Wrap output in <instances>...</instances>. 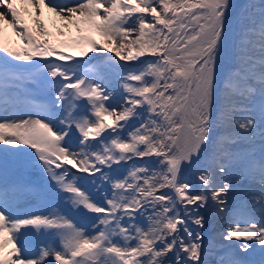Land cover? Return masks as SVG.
Here are the masks:
<instances>
[{"label":"snow or ice","instance_id":"obj_1","mask_svg":"<svg viewBox=\"0 0 264 264\" xmlns=\"http://www.w3.org/2000/svg\"><path fill=\"white\" fill-rule=\"evenodd\" d=\"M228 7L229 0H0V144L34 149L73 208L102 214L93 218L90 232L55 212L22 217L11 204L19 189L9 179V160L21 152L0 149V264H52L46 259L50 256L55 264H200L203 236L197 229L204 227V217L199 210L209 199L224 205L221 196L230 189L228 183L216 186L212 166L217 174L238 169L243 179L259 186L253 202L264 207V3L259 22L251 18L241 31L235 67L221 71L218 56ZM45 9L60 22L55 27L53 21L55 31L42 19ZM8 29L18 48L5 42ZM249 46L260 55H251ZM73 52L79 57L115 53L126 62L146 53L155 59L133 70L106 58L126 73V106L117 112L116 105L104 103L110 93L96 78L103 79L99 66L76 74L49 59L75 61ZM75 63L83 67L88 62ZM41 67L56 86L53 105L60 101L63 108L65 101L83 97L88 102L83 113L66 109L54 123L47 106L20 94L25 73ZM218 87L222 102L213 121ZM132 116L141 117L138 126L129 124ZM76 130L78 145L70 135ZM209 145L210 166L200 173L202 187L196 192L180 179L181 168L198 161ZM147 156L160 158L159 171L134 166L122 177L103 170ZM72 169L88 175L77 176ZM105 182L111 183L112 194L105 193L101 203L88 185ZM25 226L56 229L62 249L44 247L30 258L18 235ZM223 238L240 241L239 249L248 252L249 241L264 246V223L234 218ZM260 252L256 261L222 255L217 264H264V247Z\"/></svg>","mask_w":264,"mask_h":264},{"label":"rangeland","instance_id":"obj_2","mask_svg":"<svg viewBox=\"0 0 264 264\" xmlns=\"http://www.w3.org/2000/svg\"><path fill=\"white\" fill-rule=\"evenodd\" d=\"M232 1H234V0H229V3H231ZM175 2H176V0H173V3H175ZM262 3H264V0H246L245 4L241 7L240 11L235 15V17L232 19V21L228 24V26L225 30L226 39L224 41V45L220 48V51H219L218 63L220 62L221 64H223L225 62V58L230 57V61L232 62V64L228 65L227 67H225V66L223 68L220 67L222 69L221 71L226 70V69L231 68V67H235L234 60H235V56H236L237 41L240 38L241 31L243 28L249 26V20L251 18H254L257 21V23L259 22L260 5ZM230 6L231 5H229V7L226 11V15L230 11ZM30 10L31 9H29V11ZM44 14H43L42 18H44L43 20L46 21L45 24H48V26H51V25H53L52 24L53 21H55V24H56L55 27L60 26V22H59L58 18H56L52 13H49L47 11V12H44ZM47 15H48V17H47ZM51 15L54 18H52ZM148 21L151 22L150 17L148 18ZM55 27L54 28L49 27V29L51 31H53V30L55 31ZM157 27H159V26H157ZM137 28H138V26H137ZM96 38L98 41H102V38H100L99 36H97ZM133 38H134V36H133ZM148 38H149L148 36L145 37V39H148ZM61 39H63V38H61ZM253 40L255 41L256 37H253ZM249 50H250V54L253 56H259L260 55L258 50L251 48V46H249ZM146 55L148 58L146 57ZM146 55L143 56V58L139 57L137 60L127 61V62L126 61H120L119 57H115V53H89V56H87V57H79V56H75V57L80 59V60L89 61L92 64H94L95 66H99L98 69L102 72V76L103 75H109L110 76V79L108 81H104L103 79L99 80V77H96V78L98 79V82L101 83V87L104 88L106 86V91L108 93H110L109 99L104 102L105 105L107 106L109 104H114V105H116V111L120 112L126 106L124 104L123 98L128 95V93H126L123 89V83H124L123 77L126 75V73H125V71L121 70V68L118 65L109 64L107 62L106 58L107 57H113L115 61L119 62V65H127L129 68L133 69L132 68L134 66L133 63L139 62L140 59H143V64H142L141 68L145 67L146 62L155 59V57H153L149 54H146ZM90 57L92 59H90ZM133 70H135V69H133ZM88 78H90V79L93 78V74H89ZM129 83L137 84L138 82L129 81ZM221 102H222V94H221V91L218 87L217 91H216L213 107H212L213 121H215L216 109L220 105ZM88 111L89 112L91 111L90 107L88 108ZM83 112L73 113V114L78 115V114H81ZM137 112L143 114L144 110H143V108L138 107ZM59 117L63 118L62 115H59ZM55 118L56 117L53 118L54 123H56ZM144 118L147 119V116L145 115ZM140 121H141L140 116H132L129 118V124L130 125L138 126ZM106 123H111V118H107ZM120 123H124V122L121 121ZM128 130L131 131V128L129 127ZM218 130L219 129H214V131H218ZM70 134L73 136L74 144L78 145V140L76 138L80 136L79 131L76 130L74 135L72 133H70ZM90 142L93 144L95 143V141H91V140H90ZM0 145H2V144H0ZM78 150H79V148L77 147V151ZM146 158H148V159H144L143 161H140V162L130 161L128 163V166L124 170H117L113 174L118 173L122 177L127 176L129 171H131L134 166H136V167H147L150 171H153V170L159 171L160 170V167H161L159 164L160 158H158L156 156H147ZM203 163H206V162H203ZM196 168L202 169L203 167L202 166H200V167L196 166ZM183 181L188 182L196 192L200 191V189L197 186L200 183V182H198L199 180L193 181V180H186L185 179ZM218 182L220 183L219 186L222 183H228L230 185L229 191L226 194L222 195V198H221V199L226 201V203L224 205H220V207H223L225 210L223 212L217 211L214 215H211V211H206L203 208H201L199 210L200 214L204 217V226L205 225L215 226L217 223H220V221H222L223 219H227V223L222 225V230H220V233H219V231L217 232V229H218L217 226H215L216 228H212L214 230H211V234H212L211 239L208 240L207 243L208 244L213 243V241H214L216 243L215 248L205 246V242L204 241L202 242L203 248L201 250V253L203 254V251H205V250L207 252H210L209 253V258H210L209 261H211L213 263L216 261L215 264H217V260H219L221 255H222V254H220V255L216 254L217 251H221V250L225 249V247L226 248H237V249H239L238 245L240 244V241H238V240L227 241L223 238V235L226 233V231L228 229L229 223H231L234 218H240L239 216H241V214L243 212H246L249 215L253 216V218H254L253 220H255L257 223H264V209L261 210L260 208L257 207V205H259V204H255L253 202V197H259V195H260L258 185L254 184L248 180L243 179L240 176L238 169H236V168L230 169L226 174H218ZM91 187L94 188V190H91V191L95 194L96 199L99 200L101 203L104 202L103 197H104L105 193L108 194L109 198L111 197L112 190H107V188H106V187H112L111 183L105 182L102 185H100L98 183L97 186L91 185ZM99 191L101 193H98ZM141 211H143V210H141ZM61 217L63 220H67L73 224L71 217L69 215H67L66 213L61 214ZM138 222H140L141 226H143V227L147 226L146 222L143 221V218H141L139 216H138ZM94 223H96L95 220L89 226H86V227H77L76 226V227L77 228H84L85 230L90 232V231H92V226ZM197 230L200 231L203 235L202 229H197ZM52 236H54V235H52ZM57 239H60L59 242H60L61 248L57 247L56 244L53 243V241H50L49 245H51L53 247L55 246V248L57 247V249H62L61 238L59 236L53 238V240H57ZM248 243L252 244V248H250L248 250V252H245V253L255 254V253L259 252V249H261V247H264V246H260V245L256 244L253 241H249ZM217 244H219V245H217ZM18 247H19V245H18ZM241 253H244V252L241 251ZM202 254H201V259L204 258V256H202ZM215 257H216V259H215Z\"/></svg>","mask_w":264,"mask_h":264},{"label":"bare ground","instance_id":"obj_3","mask_svg":"<svg viewBox=\"0 0 264 264\" xmlns=\"http://www.w3.org/2000/svg\"><path fill=\"white\" fill-rule=\"evenodd\" d=\"M69 2H70V0H69ZM245 2H246V0H234L231 3H229V5H231V6H230V11L226 15V18H225V30H226L228 24L235 17V15L240 11L241 7L245 4ZM30 11H33V10H30ZM44 12H47V10L45 9ZM47 17H48V15H47ZM51 17H52V15H51ZM52 18H54V17H52ZM26 19H28L29 24L32 23L30 17L26 16ZM42 19H44V18H42ZM44 22H46V21L44 20ZM46 25L48 26V24H46ZM48 27L54 28L53 25L48 26ZM5 42L8 44V46L10 48L11 47L18 48L20 46V42L16 41L15 37L12 35L11 29H8L7 32L5 33ZM49 59H52L55 62L59 61V60H56L54 57L53 58H49ZM78 60L79 59H75V61H78ZM75 61H71L70 63L76 65ZM63 62H66V61H63ZM22 63H25V62H22ZM218 64H219L220 67L223 68L224 66L227 67L228 65L232 64V62L230 61V57H229V58H225V62L223 64H221L220 62ZM41 72H46V69H42ZM34 77L38 78V75H35ZM32 82L35 84V90L36 91H38V92L42 91L43 88H40V86L36 84L35 79ZM69 92H71V91H69ZM24 118H26V117H24ZM23 147H24V145H20L18 148L13 147V146L10 145V146H8L6 148H2L1 147L0 149H11L13 151L26 153V154L34 153V152H30L29 148L26 149V147H24V148ZM211 152H212V146L209 145L208 149L206 151H202L201 152L200 158H199L198 161H195L192 165H184V166H182L181 173H180V179L182 181L185 180V179L186 180H193V181L199 180L198 177H199L200 173L202 172V170L205 167H209L210 166V155H211ZM203 162H206V163H203ZM11 164L12 165H17V169L19 167H22L23 169L25 168L24 171L22 172V176H24L25 180L28 179V174L33 172L32 170H30V168H35V167H37V165H40V164H37V165L27 164V161L24 158V156L19 158V159H15ZM196 166L197 167L202 166L203 168L202 169H198V168H196ZM40 167H41V165H40ZM211 170L213 171V174L215 176L216 186L219 187L220 183L218 182V174L216 172L215 167L212 166ZM12 171L14 172L15 169L12 170ZM33 174H35V175L42 174V175L46 176L48 173L43 170V171L40 172V174L36 173V172H33ZM198 182H200V181H198ZM197 186L201 190V187H202L201 182ZM20 192L21 191L18 190V192L16 193L14 198L11 200V204L22 217H27L28 214L44 216V215H48L49 213H53V212L58 213V214L61 213L58 209L50 206L47 202L29 203L30 200L26 199L24 197H21L20 196ZM27 194H30V193L28 192ZM221 198H222V196H221ZM189 207H192V206H189ZM218 207H220V205H217L215 202H213L211 199H209L207 205L203 209L206 210V211H211V215H214L218 211L217 210ZM257 207L260 208L261 210L264 209L260 205H257ZM30 209H33L34 212L33 213L27 212ZM59 209H61V208H59ZM226 223H227V219H223L222 221H220V223H217L215 225V226L218 227L217 232L219 231V233H220V230H222V225H224ZM215 226H213V225L212 226H210V225L207 226L206 225V226H204L202 228V230H203V235L202 236H203V241L205 242V246H208V247H211V248H215L216 247V243L214 241H213V243H209V244L207 243L208 240L211 239V235H212L211 234V230H214L212 228H216ZM192 227H195V226L193 225ZM46 231H47V229L38 230V229H36V228H34L32 226H25V227H22L20 229V233L18 235L20 236V239H21V241H22V243L24 245V249H26L27 252L29 253L30 258H35L36 253H38L39 251H36V250L32 249L29 246V243H31L32 240H38L39 239L38 236H41V235L45 234ZM53 235L54 236H52V240L51 239L47 240L45 242L44 247H53V246L49 245L50 241H54L53 238L58 237L59 234L56 231ZM217 245H219V244H217ZM59 248H61L60 245H59ZM24 249H22V251ZM209 253L210 252H207L206 250L203 251V254L201 253L202 256H204V258L201 259V257H200V264H215L216 261L214 263L209 261V259H210L209 258ZM216 254H219V255L222 254L226 258V260L227 259H231L233 257H239L240 259H243V260H246V261H256V260H259L260 257H261L260 249H259L258 253L250 254V253H245V252L241 253V251L239 249H237V248H226L225 247V249H223L221 251H217ZM169 256L171 257V254H169ZM46 259L51 261L52 264H55V261H54L53 257L50 256V257H48ZM215 259H216V257H215ZM217 262H218V260H217Z\"/></svg>","mask_w":264,"mask_h":264}]
</instances>
